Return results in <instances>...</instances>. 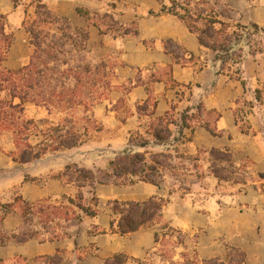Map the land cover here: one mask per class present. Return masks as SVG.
Here are the masks:
<instances>
[{
    "label": "rangeland",
    "instance_id": "374dc122",
    "mask_svg": "<svg viewBox=\"0 0 264 264\" xmlns=\"http://www.w3.org/2000/svg\"><path fill=\"white\" fill-rule=\"evenodd\" d=\"M40 2L71 26L88 32L84 49L66 45L62 69L81 66L84 70L89 64L93 72L80 91L81 103H23L19 118L32 121L24 135L39 157L22 159L23 147L18 146L13 129L0 128V264H54L48 257L59 259L57 254L62 257L60 264H105L117 254H126L139 264H181L185 253L197 254L200 260L227 261L229 247L246 253L244 264H264V33L245 41L243 85L220 73L214 52L201 45L177 16L160 14L162 5L171 0H0L2 32L11 38L7 49V42L0 39L4 55L0 68L18 70L30 62L33 47L25 23L35 18ZM202 5L222 19L264 27V0H205ZM80 8L89 10L91 18L83 16ZM48 28L52 33L58 31L54 26ZM126 29L131 33L124 34ZM167 40L179 46L186 59L193 54L195 60L177 63L166 49ZM169 72L178 82L173 89L156 81ZM66 84L74 88L73 79ZM6 94L3 91L1 96ZM150 95L158 103L156 111L139 114L137 105ZM121 101L127 108L121 107ZM199 103L221 114L213 121L221 135L198 127L193 134L186 129L184 137L171 124L173 136L167 145L178 146L179 152L154 141L152 119L173 112L179 120L188 107L197 111ZM119 114L127 118L125 122ZM241 116L251 127L248 134L242 133L236 121ZM135 133L150 141L136 150L172 154L174 162L184 163L183 174L167 176L161 186L142 181L122 186L97 184L99 214L85 217L82 223L57 218L50 229L62 237L55 240L48 239L51 231L43 227L39 216L27 223L18 211L7 213L3 208L19 196L36 208L59 206L62 196H74L76 188L52 175L69 164L94 171L108 169L111 159L134 145L130 139ZM73 135H80L78 145H59L61 139ZM191 135L190 141L182 142ZM211 148L231 150L244 183L219 181L210 173ZM197 155V162L188 158ZM174 188L179 189L172 192ZM91 196L85 193L87 199ZM153 196L169 200L162 223L125 235L110 233L115 217L112 201L143 202ZM94 226L108 233L92 236L89 231ZM169 228H173L172 235L165 234ZM33 231H39L38 236L26 242L3 238Z\"/></svg>",
    "mask_w": 264,
    "mask_h": 264
},
{
    "label": "trees",
    "instance_id": "16d2710c",
    "mask_svg": "<svg viewBox=\"0 0 264 264\" xmlns=\"http://www.w3.org/2000/svg\"><path fill=\"white\" fill-rule=\"evenodd\" d=\"M205 0L193 2V0H171L170 4H163L160 14H171L177 16L179 20L187 27V29L195 34L204 47L214 52V61L220 64V73H225L231 79L240 80L243 85L246 81L242 77L241 65L245 57V41L252 35L264 33V27H260L256 23L243 25L238 22L222 19L218 14L207 11L202 5ZM79 12L87 19L91 18L90 11L80 8ZM35 18L27 21L26 29L31 39L33 53L30 62L18 70H10L0 68V128L13 129L16 135L17 144L23 147L21 151L22 159L36 158L40 153H34L32 146L27 142L24 133L28 130L32 121L21 120L19 117L23 111V103L27 101L37 104H54L56 102H83L80 91L87 84L93 67L89 64L84 67L72 66L62 69L64 60L61 58L64 48L71 43L75 49H84L85 41L88 38V32L82 28L73 27L66 18H60L53 13L45 3H38L35 10ZM54 26L57 33H52L48 27ZM3 26L0 25V39L7 42L6 49L11 43L10 36H6L3 32ZM130 29H126L124 34H130ZM173 41L165 42L166 49L172 55L177 63L182 61L192 62L195 56L191 54L186 59L183 53L178 50L179 46L173 47ZM0 48V62L4 59ZM74 80V88L67 86L66 80ZM156 81H162L169 88H175L178 82L172 78L171 72L166 74L164 78H158ZM148 92H151L149 85H146ZM6 91V97L1 94ZM18 98L19 103L15 104L14 100ZM257 98H261V91L257 90ZM120 105V104H118ZM117 105V108H118ZM157 101L151 95L143 103L137 105L138 113L146 114L149 110L154 113L157 108ZM121 107L127 106L121 101ZM195 107H188L182 112L179 120L174 119V113H167L152 119V131L154 141L159 146H166L179 152V147L175 145H167L171 143L173 130L170 125L175 124L180 128L181 136L185 137L184 131L191 129L193 134L198 127H204L213 135H221L213 121H217L221 114L216 109L207 110L203 103ZM175 107H173L174 111ZM122 121H126V117L118 115ZM237 123L240 125L242 133L250 132V125L244 121V118L237 117ZM80 135H73L61 139L60 146L73 147L79 144ZM192 139V135L182 142ZM143 140V141H142ZM141 141V142H138ZM131 145L121 151L115 158L109 162L108 169H98L94 171L74 164H69L65 169L51 178L60 179L65 184H70L76 188L74 196L63 195L59 206H41L34 207L33 204L25 201L21 196L17 197L13 203L3 204V208L7 213L18 211L25 222L32 221L34 216H39L43 227L51 231L49 240H55L62 235L52 231L51 225L57 218H65L69 221L75 220L82 223L85 217H96L99 214L98 197L95 195L94 189L97 184H113L116 186L135 184L137 181L146 182L156 186L164 184L167 176L180 177L181 168L184 164L182 161L174 162L173 155L166 152L153 153L149 151L136 150L135 147L144 148L148 146L149 139H145L140 134H132L130 139ZM45 151V149H43ZM180 154V153H177ZM209 154V171L219 181H229L235 184L244 183L245 178L242 177L236 169L232 152L229 148H211ZM182 156V155H181ZM188 158L197 162L200 156H189ZM195 166H198L195 164ZM198 177L202 178L203 174L199 171ZM264 177V175H262ZM179 188H174L172 192H176ZM89 192L92 196L87 199L85 193ZM169 202L168 199L153 196L143 202L140 201H118L111 202V208L115 217L110 221V233H118L121 235L138 231L142 227L151 226L163 222V209ZM167 225V224H165ZM173 228H169L165 234L172 235ZM92 236L108 233L107 230H101L94 226L89 231ZM39 231L13 233L5 235L3 238L7 240H15L17 242H26L31 238L38 236ZM63 235H67L64 232ZM45 239V238H44ZM43 239V240H44ZM156 240L160 241V235L156 234ZM179 242L183 243V236H179ZM162 244V241H161ZM57 254L48 257L52 263L60 264L62 257ZM165 256L168 254L165 252ZM184 261L181 264H244L246 261V253L235 247H229L227 251V261L219 258L200 260L195 254L190 257L187 253L184 255ZM140 261L130 258L126 254H117L108 258L105 264H127L130 261Z\"/></svg>",
    "mask_w": 264,
    "mask_h": 264
}]
</instances>
